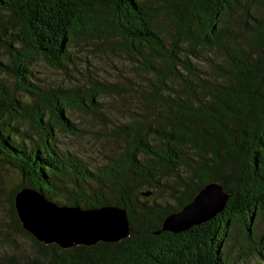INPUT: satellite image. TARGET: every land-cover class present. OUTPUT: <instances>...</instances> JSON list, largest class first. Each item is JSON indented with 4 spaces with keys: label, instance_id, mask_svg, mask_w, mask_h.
<instances>
[{
    "label": "trees",
    "instance_id": "1",
    "mask_svg": "<svg viewBox=\"0 0 264 264\" xmlns=\"http://www.w3.org/2000/svg\"><path fill=\"white\" fill-rule=\"evenodd\" d=\"M0 14L8 55L0 58V163L22 177L10 190L11 222L37 249L24 264H227L234 226L264 260V238L252 237L264 217V0H0ZM82 41L106 55L122 50L144 80L34 81L39 62L80 74L70 48ZM110 90L133 94L138 109L111 127L118 152L90 167L61 150L55 132L78 133L70 109L103 120ZM212 181L229 194L221 212L185 231L162 229ZM22 189L57 206H116L131 233L91 246L45 244L19 221Z\"/></svg>",
    "mask_w": 264,
    "mask_h": 264
},
{
    "label": "rangeland",
    "instance_id": "2",
    "mask_svg": "<svg viewBox=\"0 0 264 264\" xmlns=\"http://www.w3.org/2000/svg\"><path fill=\"white\" fill-rule=\"evenodd\" d=\"M5 19L6 15L0 14V29L5 24ZM88 42H77L70 48L71 53L76 55L73 58L81 71L80 74L69 70H57L44 62H39L31 66L34 81L48 87L73 86V83L88 86L92 79L103 78L108 81L106 83L123 87L133 85L134 87L136 83L144 80L142 75L134 74L131 71V61L121 52V49V51L115 52L108 51L106 55L102 51L104 49L101 50L96 42L94 44ZM7 56L2 49L0 58L6 61ZM136 109H138V104L133 94L120 96L110 90L103 97L101 106L105 117L103 120L82 110L70 109V118L78 128V133L72 135L64 131H56V143L61 150L81 157L88 162L90 167L107 163L119 150V142L111 136V127L114 124L128 121ZM21 179L17 170L0 163V264H24L26 261L32 260L37 252L32 241L25 235L16 232L11 222L10 190ZM167 180L169 179L165 180L166 183ZM163 193L165 195L168 192L165 190ZM252 235L254 240H257L259 236L264 238V217L256 220ZM256 247L254 242L245 240L241 230L234 226L229 230V241L225 253L227 264H264V260L256 254Z\"/></svg>",
    "mask_w": 264,
    "mask_h": 264
},
{
    "label": "water",
    "instance_id": "3",
    "mask_svg": "<svg viewBox=\"0 0 264 264\" xmlns=\"http://www.w3.org/2000/svg\"><path fill=\"white\" fill-rule=\"evenodd\" d=\"M228 197L219 182H209L181 211L167 217L162 229L178 233L203 223L225 208ZM14 204L25 231L38 241L63 249L99 241L118 242L131 233L125 211L116 206L86 210L57 206L30 189L19 191Z\"/></svg>",
    "mask_w": 264,
    "mask_h": 264
}]
</instances>
